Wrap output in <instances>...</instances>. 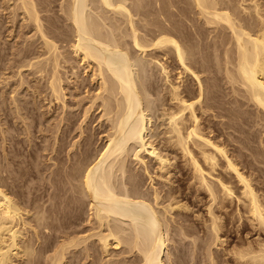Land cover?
Here are the masks:
<instances>
[{"label":"bare ground","instance_id":"bare-ground-1","mask_svg":"<svg viewBox=\"0 0 264 264\" xmlns=\"http://www.w3.org/2000/svg\"><path fill=\"white\" fill-rule=\"evenodd\" d=\"M4 1L24 36L0 84L25 133L20 90L47 102L53 164L27 204L0 156V264H172L182 241L206 264H264V0Z\"/></svg>","mask_w":264,"mask_h":264},{"label":"rangeland","instance_id":"rangeland-1","mask_svg":"<svg viewBox=\"0 0 264 264\" xmlns=\"http://www.w3.org/2000/svg\"><path fill=\"white\" fill-rule=\"evenodd\" d=\"M1 3H2V5H1ZM5 4H6V1L0 0V25H3V30L2 31H4V32H2V35H0V41H2V42H0V52H1V54L3 53V50L6 51L7 53H9V52H11L9 50H11L12 47H13L12 49H14V48L17 49V47H21L20 45L23 44L21 42H23V39L22 38L24 36L22 34L23 31H22V33L20 32V27H17V29L15 30L16 27H14L13 24L8 21V16L7 15H9V14L7 12H10V11L9 10H4L5 6H7V4L6 5ZM4 18H5V20H4ZM2 22H3V24H2ZM6 26H8V28ZM5 30H8V31H5ZM10 31H12V32H10ZM30 34L32 35V33H30ZM13 36H15L16 38L13 37ZM19 36H21V37H19ZM6 39H8L9 41L6 40ZM6 52L4 53L5 55L7 54ZM171 65L172 66H175V64L173 62L171 63ZM7 72L9 73V71H3V72H1V73H5V75L3 77L10 76ZM204 74L205 73L202 74V77L204 79H206L209 76H211L209 73H206L205 74L206 76ZM186 78H188V79H186ZM158 79H159V77H158ZM184 79H185L184 80L185 81L184 83L185 84L187 83L186 85H189L190 87H192V91L193 92L194 91L196 92V90H195V88H196L195 87L196 86V82L192 81L194 79H192L191 76H189V77L188 76H185ZM190 79H191V81H190ZM29 80H31V79L29 78ZM223 81L224 80H221L222 83L220 82V84H225V83H223ZM32 83H33V85L35 84L34 81H32L31 84ZM159 83H161V81ZM193 84H195V86H194L195 88L193 87ZM1 85H3V84H0V99H3L5 97H7V98H5V102L1 105L2 106L1 108L2 109L4 108L1 111V115H2L1 118L3 119V116H5L4 117L5 120H6V118H9V120L7 122L3 121L2 123H3V127L5 126V128L9 130V131L8 130L7 131L10 132V133L7 134L8 135V138H7V141H5V143L3 142V137L1 136V138H0V144H1L0 145V156H1V159L4 161V157H3L4 153H6V154L9 153L7 155V158H10V160L14 159V162L13 163H7L6 164V161H4V163L6 165H9L8 167L10 168V171H18L19 173H21V179L23 180L22 189H23V191L25 193V195H24L25 197H22V198L26 199L25 201L27 202V204H28V202H29V204H31V202L33 201V199H35V197L38 196L40 194V192H41L40 191L39 194L36 195V193L38 192V189L43 188V187L46 188V189H50V186L51 185H49V183L47 184L46 181H49V179H48L49 178V174H50L49 173L50 172L49 167L53 164V161H49V159L53 157L52 154H51L52 157L50 156V152H51L50 151L51 150L50 146L52 145V140H50L51 139V134H50V132H46V133H42L41 134V132H39L38 129H39V127L42 128L43 126H38V128H34V126L36 127V124L35 123H38L39 120H43V121L42 122L39 121L38 124H40V123L43 124L44 123L45 125H49V123H52L53 120L48 119L49 116L46 114L47 113V106H48L46 104L47 102H45V104H44L43 102H41L42 100L39 99L40 101L38 103L37 102L38 100L33 98L32 93L29 91L30 89L29 90L25 89V91L24 90H20L21 94L18 97L22 98V100H23V102H25V104H28V102H29L28 106L30 108L35 109V117L37 116V119H38L37 120L35 118V120H34V118H32V117H31V119L30 118L29 119H26V121H29V122H26V123H29L31 125V127L29 128L31 130H29L28 133H25L26 132V129H25V126H23L24 124L22 123V121L17 120L15 118L14 113L11 114L12 113L11 106H13V105L10 104L11 103V101H10L11 100L10 99L11 98L10 97L11 94L7 95L8 93H6L7 92V89H9V88H7V89L6 88H3V87H1ZM222 87L224 88V87H226V85H223ZM222 87H221V90H222ZM11 88H10V90H11ZM159 88H161V86ZM2 90H3V92H2ZM226 91H228V90H225V92L223 90L221 91V92H224V93H221L220 92L221 97L226 96V94H225V93H227ZM195 92L193 93V96L196 94ZM4 93H6V96H4L5 95ZM222 95H224V96H222ZM225 99H227V98L225 97L224 99H221V100H224L225 101ZM34 100H35V102H36L37 105L33 102ZM6 101H8V102H6ZM6 103H8V104H6ZM9 105H10V107H9ZM220 111H222V110L219 109V113H218V109H217V112L216 113H214L215 111H213L212 114H215V115L217 114L218 117L217 116H214L213 118L215 120L213 118L212 119L215 122V124H217V127H220V125H221V127H220V129H221L222 128V125H224V124H222L220 122L226 121L225 120L226 118H223L222 119V117H219L220 116L219 114H221ZM217 120H219V121H217ZM22 130L24 131V133H23ZM21 134H23V135H21ZM26 134H30V135L28 136ZM42 135H44V136H42ZM12 136L14 137V140H12V138L10 139V137H12ZM20 137H22V138H20ZM29 137H31V138H29ZM45 137L48 138V140H46ZM29 140L30 141L32 140V141L30 142ZM2 142L4 143V147H6L5 150L7 152H5V150L3 149V145H2L3 143ZM35 143H36V145H34ZM159 145H161V143ZM162 145L160 147H162ZM48 146H49V148H48ZM44 148H48L47 151L46 150H43ZM46 154H47V156H46ZM38 162H40V163H38ZM179 164H180V162H179ZM178 169L180 170V168H178ZM37 170H39V171H37ZM179 170H178V174H176L177 175L176 178L178 179V182L180 181V183H181L180 186L183 185L181 187H184V186L186 187V185H184V184H186L188 182L186 180V179H188L187 178L188 176L186 175V173L184 171L180 170L182 172L181 173V172H179ZM183 173H185V174H183ZM38 174H40V175H38ZM15 175H19V174L16 173ZM44 176L47 179H45ZM144 177L146 178V176H144ZM43 178L46 181H44ZM39 179H42L41 180L42 183H38V180ZM148 180L149 179L147 178L145 181H143L144 184H145V182L148 183V184L146 183L147 185L145 184V188L149 186V181ZM40 184H42L43 186L40 185ZM48 185H49V187H48ZM30 189H32V190H30ZM44 199L47 200L48 197L46 196ZM59 200H61V199H59ZM187 201H188V203L191 206L194 205L191 198H188ZM50 203H55V201L53 200V202H49V203H46V204L50 205ZM83 208L86 209V205ZM195 208H196V210H199V207H195ZM56 233L57 232H53V234L51 235L53 238L51 237V240H49V242L51 241L50 243L56 242V240H54L55 239V236H56ZM54 234H55V236H54ZM200 234H202V233H200ZM176 239H178V238H176ZM57 241H59V239ZM182 242L183 243H181V244L180 243H178V244H174L173 243V244L170 245L171 247L169 249H170L171 255H173V258H172V261L173 262L171 261L172 264H206L207 263L206 257H205V255H204V253H203V251L201 249H198V250L195 249V251H193V250H191L192 249V245H190L188 241H185V242L182 241ZM175 243H177V242H175ZM174 245H177L179 247H177V246L175 247ZM36 246H39V244L38 245L36 244ZM187 246H189V247H187ZM196 251H197L198 254L196 253ZM49 253H51V251H49ZM192 254H193V256H192ZM41 261H40L39 264H42ZM167 261H168V259H167ZM177 261H179V262H177ZM205 261H206V263H205ZM72 262H74V260ZM168 263H170V262H166V264H168ZM22 264H24V263H22ZM75 264H78V263H75Z\"/></svg>","mask_w":264,"mask_h":264}]
</instances>
